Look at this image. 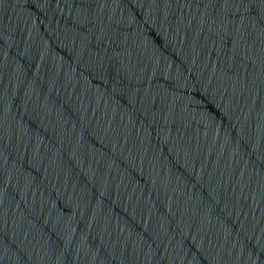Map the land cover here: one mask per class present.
Listing matches in <instances>:
<instances>
[{
    "label": "water",
    "instance_id": "water-1",
    "mask_svg": "<svg viewBox=\"0 0 264 264\" xmlns=\"http://www.w3.org/2000/svg\"><path fill=\"white\" fill-rule=\"evenodd\" d=\"M262 16L0 0V264H264Z\"/></svg>",
    "mask_w": 264,
    "mask_h": 264
},
{
    "label": "snow or ice",
    "instance_id": "snow-or-ice-1",
    "mask_svg": "<svg viewBox=\"0 0 264 264\" xmlns=\"http://www.w3.org/2000/svg\"><path fill=\"white\" fill-rule=\"evenodd\" d=\"M207 3L209 5H216V4L222 3L225 6V8L235 7L237 9H239L241 7H249V6H252L254 4H259L261 6V8L264 9V0H207ZM237 14H239V13L237 12L233 15H237ZM261 19H262V21H264V16H262ZM261 36L264 37V26H262V28H261ZM237 55H238L237 47L234 44V47H233L234 58Z\"/></svg>",
    "mask_w": 264,
    "mask_h": 264
}]
</instances>
